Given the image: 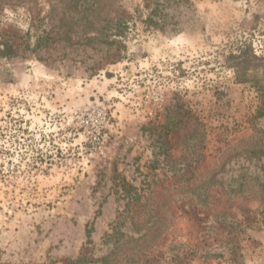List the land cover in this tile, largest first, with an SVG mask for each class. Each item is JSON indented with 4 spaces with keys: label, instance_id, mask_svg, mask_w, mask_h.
<instances>
[{
    "label": "rangeland",
    "instance_id": "374dc122",
    "mask_svg": "<svg viewBox=\"0 0 264 264\" xmlns=\"http://www.w3.org/2000/svg\"><path fill=\"white\" fill-rule=\"evenodd\" d=\"M54 2L0 13L18 52L0 55V264H264L263 200L236 193L264 184V157L219 158L264 142V0L110 1L126 23L90 42H74L84 22L60 40ZM247 46L262 64L239 77L229 56ZM99 109L103 149L87 134ZM145 209L169 227L131 263L129 238L160 225Z\"/></svg>",
    "mask_w": 264,
    "mask_h": 264
},
{
    "label": "trees",
    "instance_id": "16d2710c",
    "mask_svg": "<svg viewBox=\"0 0 264 264\" xmlns=\"http://www.w3.org/2000/svg\"><path fill=\"white\" fill-rule=\"evenodd\" d=\"M7 1V2H6ZM3 4L0 6V13L4 9V7L8 4H17L20 0H6ZM94 1V5H88L87 7L81 9V4H78L76 0H59V2H54L52 5L53 11H56V15L58 16L57 19V25L55 24V29L57 30V35H61L65 33L63 31L64 27L68 29V34L67 36L60 37V40L64 39L67 41H72L73 40V35L75 33H78L79 28L81 26V23L84 22L85 26L83 29V35L81 37H84L83 40L82 38L75 40L74 42H83L84 40L87 42L92 41L94 38H100V37H105L102 39V41H106V39L110 38V36L114 34H110L107 32L109 29L110 25V20H114L116 24V29L115 31L119 33L122 29V26L125 25L126 20L124 17L117 16L115 15L114 18L110 17V10H105V7H109L110 1L114 2L115 0H92ZM123 14V13H122ZM52 20V17L49 18ZM48 19V21H49ZM48 21L45 23V28L43 30V34L38 37V42L35 48L43 45H47L49 40H50V30L48 29ZM98 24V28H94L93 26ZM35 21L32 22V27L35 28ZM28 31L30 33L31 29ZM53 29V26H52ZM91 30L98 31V36H88V33ZM71 35V36H70ZM15 42L9 43L7 40H2L0 39V55L1 56H6V57H12L16 55L17 49L15 47ZM229 59L232 61V67H234L237 72L239 77L241 76V71H244L248 69V71H251L254 69L256 66L260 65L261 59L258 58L253 52V49L251 46H247L243 50H241L240 54L234 55L231 54L229 56ZM262 64V63H261ZM249 67V68H248ZM263 115V113L261 114ZM176 123V122H173ZM260 142V141H259ZM254 143L250 145L248 148L244 149H238V150H232V152H224L222 155L219 157L220 162H222V158L227 155V157L223 160V163H227L228 160L231 158L241 155V154H249L252 156H257V157H264V142L260 143ZM200 155V154H199ZM223 168V165H216L212 168L210 173H212L211 179L213 180L218 173L221 172ZM208 174V173H207ZM207 174H204L207 175ZM201 177H204L200 175ZM0 176V180H1ZM118 185L123 186L125 189L129 188V190H133V186H131L126 180L122 179L121 181L118 182ZM236 193H239L243 198H261L263 200V205H264V184L259 182V180L255 177L252 176H244L242 177V180L240 183H238V189L236 190ZM134 193L133 196H130L127 199V202L125 204V207L128 209V211L125 212V210L122 212L120 216V221L126 218V213L129 212V210L133 209L134 206L139 205L138 203L141 202V196ZM143 207V205H139ZM145 212L149 217H154L158 216V220H160V225L156 227H149L145 230L144 234L135 238L131 237L129 238L128 241V248L131 250V253L128 255V260L129 262L133 263L136 262V259L139 260V253L140 252H145L146 249L153 248L159 238L164 235L167 230H168V217L166 216H161L160 214L156 212L149 211L148 209H145ZM133 218V215H131ZM173 216V215H172ZM148 217V218H149ZM170 217V216H169ZM150 219V218H149ZM172 219V218H171ZM135 220V216H134ZM136 224H139L138 221H135ZM264 223V222H263ZM115 234H118L117 229L114 230ZM115 234L109 233L107 236L108 238H112L115 236ZM142 252V253H143Z\"/></svg>",
    "mask_w": 264,
    "mask_h": 264
},
{
    "label": "built area",
    "instance_id": "2783aa9c",
    "mask_svg": "<svg viewBox=\"0 0 264 264\" xmlns=\"http://www.w3.org/2000/svg\"><path fill=\"white\" fill-rule=\"evenodd\" d=\"M153 94L154 99H156L158 103L163 102L164 96L162 94H160L159 92H153ZM94 119L95 120H93V123H91L90 128L87 129V134L95 140H98L100 147L103 149L106 144V137L103 134V130L109 123L107 112L103 109H99L97 111V114L95 113Z\"/></svg>",
    "mask_w": 264,
    "mask_h": 264
}]
</instances>
